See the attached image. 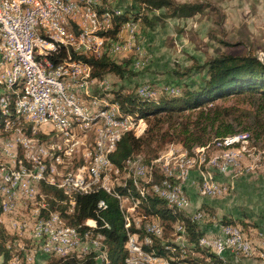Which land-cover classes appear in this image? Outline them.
Here are the masks:
<instances>
[{
	"label": "trees",
	"instance_id": "1",
	"mask_svg": "<svg viewBox=\"0 0 264 264\" xmlns=\"http://www.w3.org/2000/svg\"><path fill=\"white\" fill-rule=\"evenodd\" d=\"M136 1L143 9L139 13L128 11L116 13L115 8L106 3L100 8V15L106 14L111 18L112 23L118 22L110 34L107 32V36L118 38L123 25L129 22L136 23L143 20L146 27L154 28L159 21L194 17L210 7V4L203 2ZM149 13L152 15L149 16ZM78 57H81L77 58L78 60L92 67L93 80L94 78L103 80L109 74H115L120 79L126 78L127 64L112 59L108 54L100 57L86 58L83 55ZM51 59H56L55 62L59 61V58ZM197 67L199 70L206 69L204 81L196 88H186L179 96L164 95L156 98V91V96L143 97L138 94V91L125 90V86L111 90L112 97L108 99L109 102L119 103L122 114L129 116L136 123L134 130L118 138L116 149L109 155L112 164L119 169L116 175H124L126 180L124 179L120 184L113 182L108 187L111 193L96 185L83 193H75L77 195L71 197L55 186L46 183L41 186L43 199L48 202L49 209L58 211L62 217H68L69 221L66 223L69 226L77 231H85L87 228H94L95 223H98L99 233H95V229H88V231L103 237L108 247L106 260L104 263H99L93 254L83 258L50 255L46 259L49 264H126L128 252L125 245L128 231L125 227L126 219L121 211L119 196H128L129 191L138 200L136 210L128 212L131 222L130 231L138 233L143 240L146 236L145 221L158 220L163 226V236H153L152 245H146L145 249L154 250L161 257L170 260L175 258L185 264H231L228 259L220 258L210 248L200 246V238L205 235V232L200 224L191 221L186 211L170 207L165 199L157 195L142 197L134 186L133 180L126 176V162L132 159L139 158L156 171L158 169L156 160L165 153L158 158L157 156L170 144L181 145L188 157H194L196 160L198 154L190 155L189 153L192 154L195 149L203 148L206 154V149L211 147L213 142L214 147L227 149L233 143L238 146L251 139L264 148V60L251 54L221 53ZM4 89L6 87L0 85V127L2 128L7 115H10L1 109V98L8 93ZM229 99L243 100L247 107L240 108L220 102ZM244 131L247 133H240ZM227 138L233 140L230 146H218ZM202 150L198 153L200 154ZM143 152L151 156L147 159ZM0 199L1 216L4 201L1 194ZM71 201H75L73 212L69 210ZM200 210L208 219L210 214L207 207L203 206ZM46 214L48 215V212L44 211L43 215L47 216ZM138 214L144 218L142 228H138L135 224ZM209 222L212 221L209 220ZM178 223L186 227L183 243L177 242L173 235L175 225ZM231 224H239L248 235L258 229V226L254 224L253 226L237 219L223 218L222 225ZM19 241V237L11 234L8 227L0 221V264H10L14 256L20 252Z\"/></svg>",
	"mask_w": 264,
	"mask_h": 264
},
{
	"label": "bare ground",
	"instance_id": "2",
	"mask_svg": "<svg viewBox=\"0 0 264 264\" xmlns=\"http://www.w3.org/2000/svg\"><path fill=\"white\" fill-rule=\"evenodd\" d=\"M51 1L56 2L60 6H63L62 16L55 17V25L57 27L52 23H43L39 25L38 16L30 17V14H41V7H49L50 0H21L18 12L17 7L8 5L6 0H0V20L1 15L17 14V20L20 23L28 22V29L33 31V38L35 40L45 42L52 45L53 48H57L58 50H60V56L61 59H63V61L59 59V61L57 62H55L56 59H53L54 61L52 59H48V66H41V73L32 72V76L24 74L27 73V64L25 63V55L23 54V36H21L20 33H12L11 35H9V23L0 22V70L1 74H6L7 76L6 80H0V85H4V87H6V89L4 90H7L8 92L5 93V95H3L1 98V109L4 112L9 113L13 117V121H9V117L6 118L3 128L5 130H14V128H16L19 129V132H30L31 136L29 138H23L22 140V142L24 143V149L26 150V153L23 151L25 153L23 161H26V164H33V157L27 156V146H29L31 150L35 151L34 164L43 167L42 172H40L39 170H30L29 172H26L25 164L19 161L20 158L17 160L18 165L15 164V166L9 167L7 165L0 164V192L14 191V194L13 192H5L4 196L3 194H1L4 198L2 204V214L16 211L17 206L21 203V200L23 202L33 200V198L30 197V191L24 190L21 182H32V184L37 186H42L43 183H46L47 185H52L57 187L58 189L63 190L64 194L68 195L69 197L70 194L83 193L90 187L96 185L103 188L110 187L113 184V180H111L113 175L112 173H119V169L112 164L109 156L116 149L118 138L122 136V132L116 130L120 129L121 123L123 124V128H128L123 129V134L136 128V123L129 116H124L122 114L119 103H108L106 100L101 101L102 98H96L97 102H94L84 97L86 95L90 96L89 88L91 82L93 81V79L90 78L91 68L87 65V63L78 59H76V64L73 63L75 59V50H78V55H83L84 57L87 56V49H78L80 39L87 38L86 27H79L78 22H71V14L73 8H75L76 11L84 10L89 14H95V16H99L100 18H96V30H98L99 33L107 27V21H110L108 20V16L106 14L100 15L101 13H99L98 6H102L104 1V3H112L113 0ZM34 2H38V6H33ZM102 24H106V26L103 27ZM122 29H128L133 34L135 30V23H126L125 25H123ZM127 40L126 47L128 48L124 50L125 52L129 51L135 44L134 34L128 41ZM124 42H105L99 37L98 41L96 42V52L94 53V57H100L103 54L107 53L109 56L119 54L123 50H116V48L117 46H123ZM104 43L105 47H103ZM9 45H14L13 54H9ZM8 57L9 60H7V66H4V60H6V58ZM26 60H33V53H26ZM76 68H78L79 70H76ZM56 71L65 74V78H58V74L56 73ZM51 81L52 85H54L52 86V88ZM41 93L44 98L52 101V105L59 106V119L51 116V103H43L42 112L40 106L35 105L39 104V96H37L36 94ZM138 94L143 97H153L151 96V94H153L151 91H143L139 89ZM34 120H38L37 123L34 122ZM132 123L133 126H131ZM48 126L55 131H58V133L75 132V130H80L85 133L96 130L100 131L98 140L96 141L92 152L89 153L91 168L88 173L95 172V178H85L83 180V185H69L68 191L64 188V182H71L76 178H84V175L80 176L78 174H71L65 178H61V180L57 182V176H53V171L56 172L54 166H50L51 168L49 169L52 170V174L48 173L46 165L41 162V157L46 155V152H43V150L40 149L35 150V144L33 143L35 135L32 136L39 129ZM232 141L233 140L231 138H227L223 143H219L218 146H230L232 144ZM202 151L200 152V154L198 153V157L196 160L199 167H201L203 163V159H201ZM174 152L163 154L156 160L157 166L160 167L156 171L152 166L146 165L139 158L128 160L126 162V176L128 177V179L131 178L133 180L134 186L139 191L142 197L157 195L160 196V198L165 199L170 207H175L182 211H185L189 205L188 192L184 184L185 204H181L179 200L178 171H175V168L178 161V167H185V174H188L189 179L190 167L187 163L189 157L187 154H185L184 157H181L180 155V158L177 159L178 156L174 157ZM233 153H237L236 149L228 148L225 150L223 157L226 160H229L233 158ZM174 158L175 161L173 162ZM96 165L98 166L96 167ZM142 165L143 175L146 179V182H141ZM110 173L112 174L111 178H109ZM17 179L19 180V182L17 181ZM202 184L204 191L208 193L207 195L212 194L213 186H218L220 191L223 187L226 186L225 183L222 184V182L217 180H208ZM156 185L157 190H154V187H156ZM43 197H41V200L43 201L42 204H44V211L48 212V215L46 214L47 216H45L43 214H40V217L37 215L39 218L37 217L36 222L33 223L36 226L48 227L49 234L65 235L66 233H71V237H79V231L69 226L66 222H64L63 227H56V224H60V219L62 216L58 211H51L49 209L48 202L43 199ZM122 198H126L128 203H131V205H133L135 209L138 207V200L134 197L131 191H129L128 196H119L121 209H124V201ZM74 202H70L71 206H75ZM74 209L75 208H70V212H73ZM128 212L131 213L134 212V210H129ZM124 217L126 219V216ZM202 217L203 216L199 217L196 213V215L194 214V216H190V219L192 222L200 223L203 222V219H205H202ZM49 220L51 221V223H49ZM142 220H144V218ZM142 220L140 221L143 222ZM154 221H157L158 224H160L158 220L150 219L148 221H145L148 223L144 228L146 236L144 237L142 242H140V237L137 233L135 248L141 250V257L149 261L160 262L161 264H185L182 261H180L179 263H175L174 260H170L169 258L157 255L154 250L145 249L146 245L151 246L153 243V236H155V233L151 228H157V233L159 234L156 237L162 236V230L160 226L157 223H151ZM130 224V218L128 217L129 229L126 228V230L128 231V239L125 245L128 252V258L133 257V250L131 249V231H129ZM135 224L138 228L140 227L138 225V219L135 221ZM21 226H29V224L28 222H24ZM177 229V232L181 236V238L184 237L186 227L184 225H179ZM14 230H18V232H20L21 234H23V232H27L25 234H28L30 228L21 231L19 229ZM31 230L33 241H31L32 256H43V249H39L38 239L36 237H33L35 235V228H31ZM233 230L236 242H241L240 236L243 235H239L240 232L238 233V231L234 227ZM262 232L264 236V231L262 230ZM205 236L207 237L208 235ZM87 238L93 240V246H102V243H104L103 237L101 235L95 234L92 231H87ZM205 242V240H202L200 245H203ZM249 242H251V240ZM233 246L238 247V243H234ZM263 249L264 248H262V250ZM230 250L232 249L229 248L228 251ZM245 251L246 253H249L246 245ZM214 252L223 259V244H217ZM50 255L69 256V252L50 250ZM16 256H18V254ZM97 260L99 263L105 262L106 250H103V258H97ZM10 264H15L14 258L11 260Z\"/></svg>",
	"mask_w": 264,
	"mask_h": 264
},
{
	"label": "rangeland",
	"instance_id": "3",
	"mask_svg": "<svg viewBox=\"0 0 264 264\" xmlns=\"http://www.w3.org/2000/svg\"><path fill=\"white\" fill-rule=\"evenodd\" d=\"M177 1L203 2L210 4V7L205 12L199 13L194 17L159 21L156 23L154 28L146 27L143 23V20L137 21L135 23V30L133 32L135 44L129 51L125 52L123 50L121 53L111 56L112 59H117L119 62L127 64L128 69L126 78L120 79V77L115 74H109L100 81L94 78L89 88L90 96L86 95L84 96L85 98L97 102L96 98L102 97L101 101L106 100L108 103H110L108 99H111L112 97V89H118V87L125 86V90H133L137 92L140 89V86L144 85H151L153 87L156 86V98H160L164 95L179 96L182 94V91L186 90V88H196L202 84L206 77V69L199 70L197 69V66L203 65L208 59L218 54H251L258 56L260 60H264V0ZM104 2L103 5L105 4ZM106 4L113 6L116 13L124 12V10L133 13H139L143 11L136 0H121V6L123 8L117 5L116 0H113L112 3L106 2ZM102 6H98L99 10ZM110 9H112V7H110ZM151 15L152 14L149 13V16ZM108 20L110 21L109 23H112L110 17H108ZM102 26L105 27L106 24H102ZM107 30L108 25L98 33V36L105 42L115 41L123 43L127 39L129 40L133 35L128 29H121V33L118 32L119 37L112 38L107 36ZM116 35L115 37H117ZM103 47H105V43L103 44ZM87 65L91 68L90 78L92 79V67L88 63ZM94 81L97 83V86L105 88H102L101 90H92ZM177 90L180 93H178ZM151 92L153 93L151 96H155L156 91ZM220 102L226 105H236L240 108L247 107L243 100L229 99L226 101L221 100ZM48 127L41 128L38 130L39 132L37 131L32 135H35L33 141L35 144V150H43V148L45 149L43 152H46V155H42L43 158L41 157V162L46 165L48 173L52 174V170L49 169L51 168L50 166H54L56 172L53 171V176H57V182H59L61 178H65L71 174L83 176L84 171L76 170H78V166L84 161V151L85 159L87 161L88 173L91 168L89 153L92 152L95 146V135L98 137L100 131L96 130L85 133L83 131L77 130V132L58 133V131ZM18 132L19 129L16 128H14V130H5L4 128L2 129V127H0V142H4L6 140L8 143L10 141L9 143H12L13 149L16 150L14 153L15 159L7 158L10 160L8 161L7 159L0 157L1 165H7L9 167L15 166L19 158V161L24 164L26 163V161H23L26 150L24 149V143L22 140L23 138H29L31 134L29 132L27 133V131L25 133L24 131ZM240 133L247 132L244 131ZM235 145L236 144L233 143L232 146L228 148L238 149L236 150L237 153L251 151V155H246L242 162H238L234 165L233 175L235 176L229 177L228 180H220L218 178L219 167H215V164L218 161V166H226V159L223 157V153L226 148L222 149L217 148V146L214 147L213 142L211 147L206 149V154L205 151H202L201 159H203V163L201 167H199L196 158L189 157L187 160V163L190 167V177L188 179L190 181L188 184H185L186 190L188 192L187 185H194L192 190L193 193L191 192L192 198L195 201L201 199L202 196L203 198H207L206 202H208V204L206 207L210 215L208 214V219H206V216L202 217V219H205H203V222L198 223L201 226H204L205 224H211L213 221L214 223L216 222L218 226H221L223 218L229 219L231 216L238 218L237 220L251 225L254 224L259 228H264V170L262 169V167H264V148L260 143H254L251 141V139L247 143L238 146ZM66 148L70 150H66ZM182 149L183 147H180L177 144H170L166 146L163 151H161L157 158L162 153L168 154L175 151L174 157L178 156V159L180 158L181 153L184 151V149ZM202 149L203 148L195 149L192 154H189L196 155V153L198 154V152ZM142 154L147 159L151 156V154H148L147 152H143ZM141 158L143 159V156H141ZM174 161L175 158L173 162ZM194 170L197 171L195 174L193 173V177H191ZM112 174H109V178H111L112 175L111 180H113L115 184H120L125 179L124 175L117 176L114 173ZM215 178L218 179L217 181L222 182V184L225 183L226 186L221 189L220 197L211 198L212 194L207 195L208 193L204 191L202 183L208 180H216ZM188 200L189 206L185 211L190 216H194L196 213L190 212L192 201L189 193ZM42 203L43 201L41 200V204ZM35 210L36 199L26 202L21 200V203L17 206L16 211H14L15 215H8V213L1 214L0 221L4 223V220L7 219V224L9 225L10 220L11 222H14L15 220L14 223H20L22 220V225L24 222H28L29 224L31 219V221L34 220L33 222L35 223L37 217H40V214H36ZM31 214H33V220L31 218ZM209 220L212 222L210 223ZM142 223L143 222L141 221L138 222V225L141 228L143 227ZM147 223L148 222H144V228L146 227ZM151 223L158 224L157 221ZM160 224L158 225L162 230L163 236L164 230L162 224ZM179 225V223L175 225V232L173 235L175 236L177 242L183 243L185 238H181L177 232ZM232 227L236 228L238 233L240 232L239 235H243L240 236V240L247 246L249 253H246V256L240 252H237L238 247L233 246L234 243H231L232 250L228 251V254L231 255L227 257L228 254H224L223 259H228L229 263L231 264H264V249L262 250V248H264L263 232L260 229H257L255 232H253V234L248 235L242 231L243 229L239 224L232 225ZM246 230L248 231L249 228ZM8 231L11 232V234L13 233L19 237L21 241H19V245L31 246L33 242L31 228L29 231L30 233L28 232V234H25L27 232H23V234H21L18 232V230L12 229V227H8ZM205 237L206 236L203 235L200 238L199 244L202 242V240H205L206 244L204 243L200 246L210 247L213 245L210 248L214 252L218 243L212 244L210 241H208L210 239ZM248 240H251V242ZM140 242H142L141 239ZM173 259L175 263L180 262L175 258ZM39 264L49 263L46 259H40Z\"/></svg>",
	"mask_w": 264,
	"mask_h": 264
},
{
	"label": "built area",
	"instance_id": "4",
	"mask_svg": "<svg viewBox=\"0 0 264 264\" xmlns=\"http://www.w3.org/2000/svg\"><path fill=\"white\" fill-rule=\"evenodd\" d=\"M21 0H6L8 5L17 7V12L19 9V4ZM117 2V0H116ZM33 6H38V2H34ZM63 6L58 5L56 2H52L50 0L49 7H41V14H30L31 16L39 17V25L43 23H52L55 25V17L62 16ZM96 18H100L99 16H95V14H89L83 11H76L75 8L72 10L71 14V22H78L79 27H86L87 38H81L80 43L78 44V49H87L86 58L94 57V53L96 52V42L98 41V30H96ZM0 22H8L9 23V35L12 33H20L23 36L24 40V49L23 54L25 55V63L27 64V73L26 75L32 76V72L41 73V66H48V59L51 58H59L60 50L57 48H53L52 45L47 44L45 42L37 41L33 38V31L28 29L27 23H20L17 20V14L14 15H1ZM108 23V34L113 30L116 26V23ZM135 23V22H133ZM121 26V22H120ZM119 26V27H120ZM57 27V26H56ZM126 41L123 46H117L116 50H125ZM14 45H9V54H13ZM26 53H33V60H26ZM81 58L78 57V50H75V59L74 62L76 64V59ZM7 60L9 57L4 60V66H7ZM63 61V59H61ZM76 70H79L76 68ZM58 78H65V74L57 72ZM6 74H1L0 70V80H6ZM44 77V76H42ZM51 81V88H52ZM101 86H97V83L94 81L92 85V90H101ZM140 89L143 91H157L156 86L153 87L151 85L140 86ZM178 91V90H177ZM178 93H180L178 91ZM39 96V104H35L40 106L42 112V104L43 103H51V116L59 119L58 108L59 106L52 105V101L41 94H36ZM9 117V121H13L12 115H7ZM38 120H34L37 123ZM134 123V122H133ZM133 123L131 126H133ZM123 124L121 123L120 129L116 131H121L123 135ZM75 132H77L75 130ZM98 140V137L95 135V143ZM113 142V141H112ZM43 150H45L43 148ZM66 150H70L66 148ZM15 149L12 148V143H7L6 140L4 142H0V157L14 158ZM249 152H240L233 153V158L226 160V166H218V161L215 164V167H219V175H233V167L236 163L242 162V160L246 157V155H251ZM249 153V154H248ZM34 154L35 151L31 150L29 146H27V156L33 157V164L25 163V171L29 172L30 170H39L43 171V167L37 166L34 164ZM186 152L181 153V157H184ZM84 161L78 166V170L76 171H84V178H76L71 182H64V188L69 191V185H83V180L85 178H95L94 173H87V161L85 159V151L83 152ZM43 158V157H42ZM98 165H96L97 167ZM160 168V167H158ZM264 170V167H262ZM175 171H178V183H179V200L181 204H185L184 201V184H188L190 180H188V174H185V167H178V161L176 164ZM19 182V180L17 179ZM141 182H146V179L143 175V165L141 167ZM24 190L30 191V197L36 199V214H44V204H41V197H43V188L38 187L37 185L32 184V182H21ZM194 183V181H193ZM107 192H109V188H105ZM154 190H157V185L154 187ZM5 192H13L14 191H3L0 194ZM202 192V191H201ZM111 193V192H109ZM77 195V194H70ZM220 197V190L218 186H213L212 196L211 198ZM124 201V209H121L124 216H126V228L128 227V211L136 210L131 203H128L126 198H122ZM18 200V199H17ZM70 201V200H69ZM70 208H74L71 206ZM69 208V210H70ZM193 213H197L199 217L206 216L203 211L200 209L194 211ZM9 214H14V212H8ZM7 215V216H8ZM31 218L33 220V214H31ZM49 218V217H47ZM143 219V216L138 214V222ZM69 221L68 217H61L60 224H56V227H63L64 222ZM49 223L51 221L49 220ZM4 225L7 224V219L4 220ZM7 227H12L13 229L26 230L27 228H35V235L39 242V249H43V256H32V248L31 246H20V252L18 256H14L15 264H38L39 259H48L50 257V250H57L63 252H69L70 257H78L83 258L87 255L93 254L96 258H103V250H108L106 243H102V246H93V240L87 238L88 229H95V233H99L98 223H95L94 228H87L85 231H79V237H71V233H66L65 235H57V234H49L48 227H40L36 226L33 221H29V226H21V223L9 222ZM154 230L155 236H158L157 228H151ZM264 229V228H263ZM130 231V230H129ZM131 234V249L133 250V257H129L125 259L126 264H161L156 261H149L147 259H143L141 257V250L135 248V240L137 239L136 232H130ZM211 243L223 244L224 254H228L229 248H231V243H238V251L244 255H246L245 245L243 242H236V238L234 237V230L231 225H222L221 232L215 235H208ZM247 256V255H246Z\"/></svg>",
	"mask_w": 264,
	"mask_h": 264
},
{
	"label": "crops",
	"instance_id": "5",
	"mask_svg": "<svg viewBox=\"0 0 264 264\" xmlns=\"http://www.w3.org/2000/svg\"><path fill=\"white\" fill-rule=\"evenodd\" d=\"M117 5H118V6H121V0H117ZM121 8H123V7L121 6ZM124 11H125V10H124ZM115 60H117V59H115ZM117 61H118V60H117ZM155 96H156V93H155ZM177 145H178V144H177ZM178 146L182 147L181 145H178ZM196 171H197V170H194V171L192 172L191 177H193V173L195 174ZM200 173H201V172H200ZM231 176H235V175H232V174H228V175H219L218 178H219L220 180H228V178L231 177ZM215 179H216V178H215ZM216 180H218V179H216ZM185 187H186V186H185ZM187 187H188V193H189V196H190L191 201H192V206H191L190 212H194V211L200 209V208L203 207V206L206 207V205L208 204V202H206V199H207V198H203V196H202L201 199H199L198 201H195V200L192 198V195H191V192H192V190H193V188H194V185L189 184V185H187ZM192 193H193V192H192ZM209 205H211V204H209ZM188 206H189V205H188ZM230 218L238 219V218H236V217H231V216H230ZM210 223H211V222H210ZM201 227H202L203 231L205 232V235H206V234H207V235H215V234H218V233L221 232V227H222V225H221V226H218V225L216 224V222L214 223V221H213V223H211V224H205L204 226H201ZM258 229H260L261 231L264 230L263 228H259V227H258ZM229 255H231V254H228L227 257H228Z\"/></svg>",
	"mask_w": 264,
	"mask_h": 264
}]
</instances>
